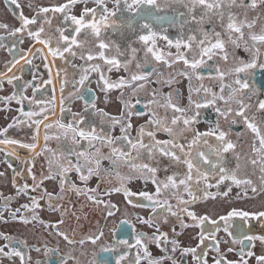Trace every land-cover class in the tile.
Segmentation results:
<instances>
[{
    "label": "snow or ice",
    "instance_id": "1",
    "mask_svg": "<svg viewBox=\"0 0 264 264\" xmlns=\"http://www.w3.org/2000/svg\"><path fill=\"white\" fill-rule=\"evenodd\" d=\"M8 2L16 23L0 22V50L11 57L0 68V164L27 202L12 210L13 195L0 193V221L43 229L57 245L44 241L43 255L57 264H85L73 253L89 255L85 245L97 246L105 228L110 240L86 264H209L206 241L211 264H264V235L250 227L264 228V96L253 82L264 73V0H29L31 15ZM24 173L32 184L18 182ZM257 197L256 210L231 206ZM85 207L100 220L76 239L77 228L61 225L69 214L79 222ZM0 239V261L33 264L28 253L41 252ZM61 242L71 246L63 256ZM100 253L112 259L97 261Z\"/></svg>",
    "mask_w": 264,
    "mask_h": 264
},
{
    "label": "flooded vegetation",
    "instance_id": "2",
    "mask_svg": "<svg viewBox=\"0 0 264 264\" xmlns=\"http://www.w3.org/2000/svg\"><path fill=\"white\" fill-rule=\"evenodd\" d=\"M37 2L43 3V4H50V3L63 2V0H37ZM19 3L24 7L25 14L26 15H31V12L26 7V5L29 3V0H19ZM89 6H91V5H89ZM14 7L15 6L11 5L8 2V0H0V22H6L9 25H14L16 23V19H15L16 13L12 10V9H14ZM10 58L11 57L7 54L6 51L0 50V68H2L4 62L6 60L10 59ZM36 63H39V61H36ZM39 71H40V73L46 75L45 70L43 68L39 69ZM25 77L30 79V75H29V73L27 71L25 72ZM253 82H254L256 88L261 90L262 96H264V73H261V72L257 71ZM5 87H8V88L11 89L10 86L6 85ZM11 91H12V89H11ZM166 91H167V89H166ZM181 91H183V90L181 89ZM183 92L185 93V95H187L186 92H185V89H184ZM13 107H15V105H13ZM208 115H209V118L212 117L211 113H209ZM137 122L138 123L142 122V120L137 121ZM204 126L205 125H202L201 127L203 128ZM53 147H55L54 144H53ZM21 155L23 156L24 153L21 152ZM41 163H43L42 160H41ZM13 164H14V167H15V161L13 162ZM0 165L2 166L3 164H0ZM3 166H6V165H3ZM37 169H39V164L37 165ZM8 173H9L8 182H9V184H11L10 183L11 170L8 169ZM21 178L22 177H18L17 178L18 182L20 184H23V183L31 184L32 183V182H30L31 178L28 177L27 174L25 176H23L22 179ZM45 186L47 187L46 182H45ZM140 186H142V185H139L138 182H133V184L131 185L133 191L137 190V188L140 187ZM235 191H236V189L233 190V195L235 194ZM0 193H1V189H0ZM9 195H12V194L6 193L4 196H9ZM32 195H35V193H32ZM15 199L16 198L14 197L13 200H12V203L14 202ZM260 199H261L260 197H257L256 200H249L247 202H234L233 205H231V206L246 208L248 210H256L260 206L259 205ZM25 202H27L26 198H20V203H18V204L20 205L21 203H25ZM12 203L10 205V208L12 210H14L15 208L19 207V206L13 207ZM41 203H43V201ZM118 203H120V206L123 209L124 205H123V203L120 202L119 198H118ZM213 206H214L213 202L210 201L209 204H208V207H213ZM215 207H216L217 211H219L221 214H223V212L227 208H229L230 205H228L226 203H222L220 205H215ZM198 210L203 212L205 210V206H203V205L198 206ZM128 211L130 213H133V214H139V215H144V216L147 215V211L144 210V209H133V208L129 207ZM55 215H56V217L52 221H57V220L60 219L59 214H55ZM7 217H8V210L5 209L4 210V218L7 219ZM65 220H66V223L61 225V230L63 231L65 229H69L70 230L71 228H77V231H76L75 236H74V238H76V239H79L82 236L88 234L89 232H93V231L96 230V225H94L93 227L89 226V224L84 225V224H81V223L79 225H76V224L72 225V223H70V221L72 220L71 217H65ZM45 221H48V220H45ZM102 223H103V221H102ZM250 227L252 228V233L251 234L264 235V228L261 227L259 222L252 221ZM28 228H31V232L29 231ZM137 228H138V230H141V231H150L146 227H142V226H139V225L137 226ZM197 231H198L197 229H188L187 230L188 233L193 234V235ZM105 232H106L105 239L100 241V242H98L97 246H92L90 244L85 245V250H86V252L89 255L81 257L80 254H79V246H77V250L73 254L76 255L82 261H84L85 264H86V261L91 259L90 253L93 252V251H98L99 244L106 243V242H108V240H110V237L107 235V228H105ZM0 233H4V234H7V235H10L16 240L25 239V240H27V243H28L29 246L35 245L37 247H41V252L40 253H37L35 251H31V252L28 253L31 256V258H32L33 264L37 260L41 261L42 264H57V257L56 256H51V257H47L46 258L43 255V242L44 241L48 242V247L49 248H54V247L57 246L56 245V241L53 238H52V241H51V237H48L47 234L43 231V229L40 228V229L36 230V228L34 229L32 225H28L27 229H26V226H24V225H22V224H20L18 222L9 221L8 223H4L3 221H0ZM218 235L219 236H223L225 239H228V237L223 232L219 233ZM71 236H72V234H71V231H70V237ZM126 238H129V239L131 238L130 231H129L128 237H126ZM182 239H183L185 244H188V243H193L194 244V242H192L190 240V236H185ZM4 243H5V241L0 239V246H3ZM256 244H257L256 251L259 252V250H260L259 242H256ZM59 246H60V253H59L60 256H63L64 253L69 251V248L71 247V246H67L66 247L63 242H61ZM202 247L208 253V257L207 258L209 260V264H211L212 258L216 255V253L212 250L213 246H212L211 241H206V246L202 245ZM233 247L238 250L240 248V245L237 244V245H234ZM153 253H154V255H158L159 254V251L157 249H155L154 246H153ZM105 258L111 260L112 259V254L111 253H100L96 257L97 261L103 260ZM229 259L236 260V259H238V257L235 255V253H232V254H229ZM0 264H10V262L5 258L2 261H0ZM16 264H19L18 258H16ZM69 264H71V261L69 262ZM112 264H114V261H112ZM250 264H251V262H250Z\"/></svg>",
    "mask_w": 264,
    "mask_h": 264
},
{
    "label": "rangeland",
    "instance_id": "3",
    "mask_svg": "<svg viewBox=\"0 0 264 264\" xmlns=\"http://www.w3.org/2000/svg\"><path fill=\"white\" fill-rule=\"evenodd\" d=\"M240 55L241 56H243L244 55V53H240ZM183 91H184V89H185V92H186V94H187V82L185 81L183 84H181L180 86H179ZM6 88V92L7 93H10L11 92V89L10 88H8V87H5ZM166 90V89H165ZM0 94H3V93H0ZM101 106L103 107L104 105L103 104H101ZM76 108H79L80 107V103L79 102H77V105L75 106ZM106 110H108V111H115L116 110V105L115 104H111V105H109L108 107H107V109ZM7 121H6V119H5V113H3V112H0V125H4L5 123H6ZM42 160V159H41ZM43 161V160H42ZM15 167H17L18 169H20V170H23V168H24V165H22V164H20L18 161H15ZM0 171H7L8 172V169L6 168V166H1L0 165ZM26 175V173H24L23 174V176H25ZM23 176H22V178H23ZM21 178V179H22ZM30 182H32L33 183V181L31 180ZM31 183V184H32ZM46 184H47V187L49 188V190H52L53 189V187H55V182L54 181H46ZM6 185V186H5ZM0 189H1V193L3 194V195H5L6 193H8V194H12L13 196H14V189L11 187V184H9V182L8 181H5V180H3L2 178H0ZM58 190V189H57ZM115 200H116V202H118V198H114ZM18 203H20V198L19 199H15L14 200V202L12 203V206L13 207H16V206H19V204ZM55 203V202H54ZM66 207H67V204L65 205ZM80 207H81V205H80V203L79 202H77L76 203V210H79L80 209ZM56 213H51V214H49V213H47V212H42L41 213V217H42V219L43 220H48V221H52L55 217H56V215H55ZM77 214L78 215H80L81 216V220L79 221V222H77L76 220H75V217H72L71 216V214H69V216H67V217H71L72 218V220L70 221V223H72V225H74V224H76V225H79L80 223L81 224H84V225H87V224H89V226H94V225H96V222L98 221V220H100V217H99V213H92V211L88 208V207H85V208H83V211L82 212H80V211H77ZM85 215H87V219H84V216ZM100 223L101 224H103L102 223V220L100 221ZM26 229H27V226H26ZM29 229V231L31 232V228H28ZM38 229H40V228H38V227H36V230H38ZM51 241H52V238H51Z\"/></svg>",
    "mask_w": 264,
    "mask_h": 264
}]
</instances>
